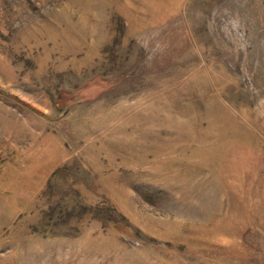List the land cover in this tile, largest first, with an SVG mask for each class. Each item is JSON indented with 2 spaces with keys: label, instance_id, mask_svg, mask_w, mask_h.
Wrapping results in <instances>:
<instances>
[{
  "label": "rangeland",
  "instance_id": "374dc122",
  "mask_svg": "<svg viewBox=\"0 0 264 264\" xmlns=\"http://www.w3.org/2000/svg\"><path fill=\"white\" fill-rule=\"evenodd\" d=\"M0 264H264V0H0Z\"/></svg>",
  "mask_w": 264,
  "mask_h": 264
}]
</instances>
